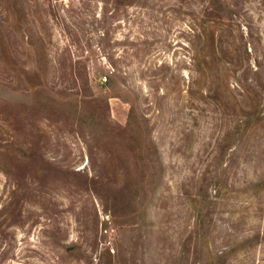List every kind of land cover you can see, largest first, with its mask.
I'll list each match as a JSON object with an SVG mask.
<instances>
[{
  "label": "rangeland",
  "instance_id": "rangeland-1",
  "mask_svg": "<svg viewBox=\"0 0 264 264\" xmlns=\"http://www.w3.org/2000/svg\"><path fill=\"white\" fill-rule=\"evenodd\" d=\"M227 3L0 0V264H264V0Z\"/></svg>",
  "mask_w": 264,
  "mask_h": 264
},
{
  "label": "trees",
  "instance_id": "trees-1",
  "mask_svg": "<svg viewBox=\"0 0 264 264\" xmlns=\"http://www.w3.org/2000/svg\"><path fill=\"white\" fill-rule=\"evenodd\" d=\"M211 4V11H216L217 5H219V3H221L224 7V15H222L221 13H219V11L217 13H219V19H220V24H222V21H231L232 17L230 16L232 14V9L231 6L227 3V0H208ZM206 16L203 15V19L200 18L201 22H202V30H200L197 33V38L199 40V42H203L204 45H206L207 47H209L210 50L215 51V40H217L216 38V34L214 31H210L207 27L205 28L204 23L206 24V22H209L207 19H205ZM223 25V24H222ZM220 37H223V34L220 35ZM206 49V48H204ZM201 51L200 50H196V54L193 55V58H191V62L193 67L196 66L197 67V73H198V82L204 80L206 78V73L204 70V67L210 71L211 73H213L214 69H217L222 76L226 77L228 76L227 72L230 69L228 65H226L225 63H223L222 65V59L217 56V53L214 52V58L212 59H202L201 57H199ZM201 56H206V55H201ZM115 75H116V71L114 70L113 72L107 71L106 75H105V83L109 86L113 85V82L115 80ZM30 80V79H29ZM193 83L190 82L189 85V93L193 94V86L191 85ZM226 83V81H225ZM35 83L31 84L30 82V86L28 87V90H17L14 89L15 91L19 92V94H22L24 96L26 95H31L32 93H36L38 94L40 97H38L39 101H36L35 103L32 104V108H42L45 107L46 101L44 99H42L41 94H39V89L41 88L40 85H34ZM226 85V84H225ZM215 86V83H214ZM2 87V90L5 89V86L3 84H0V88ZM219 87V86H218ZM125 89H127V87H122L121 92L125 91ZM225 89L228 93V91H231L230 85L225 86ZM112 90H114V87L112 86ZM210 90H214V87L212 86V88ZM119 94H115L114 92L112 93V95L116 96V97H122V95ZM70 102V100H68L65 104H68ZM126 102H131L130 100H126ZM83 103V99L77 101L74 105L75 108H77L80 104ZM133 104V103H132ZM130 116L132 118V121L128 124V125H132V127H134L133 120L139 122L138 124H141L142 126H138V128H136V136L135 138L137 139V150L139 149V154L140 155H144L149 154V156H146V160H150L151 159V153L148 150L147 146H139V143L142 142V139L144 138V134L142 133L143 131V124L138 121V119L136 118L135 115V107L132 105L131 111H130ZM95 122L98 124V119L95 118ZM106 126H110V123L108 121L105 122ZM123 131L125 132L124 128ZM107 135V134H106ZM134 150V149H133ZM128 151H130V149H128ZM150 158V159H149ZM143 161V160H142ZM130 172L128 171V174ZM141 175H143V177H141L138 181H137V188L133 189L130 192V195L133 197V199H136V197H138L140 195V192L143 190V187L145 190H147L149 193L152 194L151 192V184L154 183V181L156 180V177L154 175V173L152 171H148L145 170L140 172ZM130 199V200H133Z\"/></svg>",
  "mask_w": 264,
  "mask_h": 264
}]
</instances>
